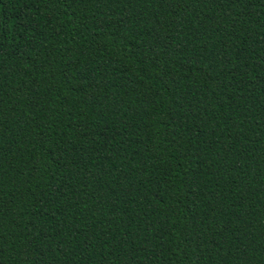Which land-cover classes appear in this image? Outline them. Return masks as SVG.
<instances>
[{
	"label": "trees",
	"instance_id": "obj_1",
	"mask_svg": "<svg viewBox=\"0 0 264 264\" xmlns=\"http://www.w3.org/2000/svg\"><path fill=\"white\" fill-rule=\"evenodd\" d=\"M0 264H264V0H0Z\"/></svg>",
	"mask_w": 264,
	"mask_h": 264
}]
</instances>
